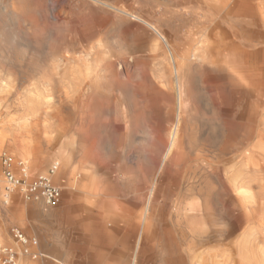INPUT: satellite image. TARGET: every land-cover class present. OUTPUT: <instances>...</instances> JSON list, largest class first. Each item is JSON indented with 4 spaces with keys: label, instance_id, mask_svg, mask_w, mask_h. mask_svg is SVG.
<instances>
[{
    "label": "rangeland",
    "instance_id": "374dc122",
    "mask_svg": "<svg viewBox=\"0 0 264 264\" xmlns=\"http://www.w3.org/2000/svg\"><path fill=\"white\" fill-rule=\"evenodd\" d=\"M128 15L154 26L169 48ZM236 36L239 60L223 53ZM191 46L197 52L183 85L193 109L181 136L188 128L204 143L206 158L198 162L214 161L221 150L227 163L221 178L211 172L207 182L199 170L194 186L185 167L179 175L173 165L163 168L161 177L169 172L175 179L153 189L152 236L142 238L137 264H264V0H0V157L21 162L31 179L55 164L52 183L61 190L55 206L41 207L16 191L8 205L0 198V243L17 250L14 228L38 241L34 260L18 249L20 264L129 263L175 123L170 51L184 55ZM87 52L100 68L85 109ZM70 134L77 168L70 179L87 186L58 182L63 169L51 156L34 166L36 155L54 153ZM17 143L29 147L28 159L19 157ZM192 195L209 206L205 246L176 218ZM219 212L226 217L221 237Z\"/></svg>",
    "mask_w": 264,
    "mask_h": 264
},
{
    "label": "bare ground",
    "instance_id": "6f19581e",
    "mask_svg": "<svg viewBox=\"0 0 264 264\" xmlns=\"http://www.w3.org/2000/svg\"><path fill=\"white\" fill-rule=\"evenodd\" d=\"M96 3H98L104 7L105 6L108 7L107 5L101 4L99 2H96ZM120 12H122L123 14L126 15V13L123 12L122 10H120ZM128 16L130 17L131 20L141 22L145 26H147L151 31H153L164 42L165 46L167 48H169V44L167 42V39L165 37H163L154 26H152L148 23H145L144 21L140 20L136 16H133V15H128ZM237 40L239 41L238 36H236L233 40H231L228 44H226L224 46V49H223V53L226 52V53L230 54L235 60H239L240 57L243 55V50L241 49L240 44ZM191 47L192 48L188 50L191 53V55H189V57H188V55H186L188 51L183 53L184 55H174L170 51V64H171L172 73H173V76H174V79L176 82L175 90H176V94H177V96H176L175 123H174V126L170 132V137H169L167 147L165 148V150L162 154L160 165H159L155 175L152 177L151 189L149 190L147 205L140 215V218H141L140 221L142 222V225H143V226L140 225L142 227V230L136 239L135 248H134L133 254H132L131 259H130L128 264H137V257L139 255L141 240L144 236H146V235L149 236V234L152 233L151 228H150L151 217L149 214L148 205H149L150 200L152 198L153 189L155 188V186H161L162 187L164 185V183H166V181L168 183L172 179H175V178H172L170 176L169 172H167L164 175V177H161L162 176L161 173H162V171H164L163 168L166 165H173L174 175H179L180 169L182 167L183 168L185 167V170H186L185 172H187V180L189 182H191V181L194 182L197 173H200V172H198L199 170L203 173L201 175H202V177L204 176V178L206 179L204 181H206V182H207V178L209 177V175H211V172L216 173V176L218 178L225 171L224 167H225V164L227 163V161L223 155L224 154L223 151L220 150L218 152V154H216V157L213 158L214 161L198 162V160H201V159L204 160V158H206L204 156V152H205L204 151L205 149L203 146L204 143H203V145H202V143H199V141L196 138V136L194 135L193 131L191 129H188V128H187V134L185 135V137L181 136L183 120L186 119V116H188L187 115L188 111L192 112V109H193V107H190L187 103V99L185 97L184 85H183V78L185 76V73H186V70L188 67V62L191 60L190 59L191 57H195V53L197 52L195 50V47H193V46H191ZM212 52H214V51H212ZM98 59L96 57H93L89 52H87L86 55L84 56V59L81 62L83 86L85 88L84 91L86 92L85 93V109H86V102L89 99L88 98L89 90L95 89L98 85L97 84V77H99V76H98L97 71H98V68H100V67H98L100 65L99 64L100 59H99V61H98ZM106 66L104 65L103 69H105ZM232 72L234 73V75L233 74L232 75L234 77H236L235 68H234V70H232ZM126 128H127V126H126ZM126 131H128V128L126 129ZM75 145H76V141L74 140L73 134L67 135L64 138V140L62 141L60 147L58 149H56V151L54 153L51 154L49 152V153L44 154L42 156L39 155L40 153L38 155H36L34 157V166L40 164V162H41L40 160H42V159L46 160L49 156H51L56 161L60 162L62 169H63L62 173H60L58 175V177H56V180H58V182H64L68 186H87L84 179H81V178L80 179L76 178L74 180L70 179V176L73 173H75V171L77 169L76 167L71 168V164H72L71 162L73 159L72 157L74 154V150L76 149ZM237 145H238V143H237ZM237 145H234V146H237ZM16 147H17V154L19 155V157L28 159V157L30 155L29 147L27 145L18 144V143H17ZM236 154H237V152H236ZM6 157L9 158L11 161V165H12L11 168H12L13 175L16 178L23 177L21 175L20 169L18 167L19 165H22V163L17 162L14 164L12 162V159L9 156H6ZM192 157H193V159H192ZM213 163L216 164L217 166H219L220 169H219V167L214 168L212 166ZM52 167H56L55 164H52L51 168ZM22 170H23V173L25 175V178L28 181L33 180V179L29 178L28 176H26L25 167L23 165H22ZM56 171H57V167H56ZM56 171L51 176H49L48 172L46 173V175H43V176H49L51 181H52V178L55 177ZM66 172H67V175H66ZM0 173H1V177L3 178V180H2V178L0 177V198L3 200L4 204L7 203L6 205H8L9 204V200H8L9 193H11L13 191L21 192V189L12 188L11 186L7 185L6 182L4 181V177H3V173H2L1 168H0ZM79 175H81V174H79ZM2 181L4 182L3 190L5 193L2 192V186H3ZM191 184H192V182H191ZM193 184H192V186H194ZM206 186H207V183H206ZM208 192H209V190H208ZM217 198L219 200L221 207L226 204V195L222 191L218 192ZM192 199L194 201L191 204H188L187 208H185L183 210L181 209L180 211L176 212V218L179 220L185 221L190 226V231L196 237V241H199L201 245L205 246L209 242V236L207 235V232L204 231L205 229L203 230V228L205 227L204 222H206V223L209 222L210 217H211L209 206H208L206 200L202 203H199L197 201V198L193 195H192ZM36 202H37L36 204L37 205L39 204L41 207H42V204L44 203L42 200H38ZM38 208L34 206V211L36 212V209L38 210ZM30 211H31V209H30ZM41 211L44 214H47V212L45 210L42 209ZM41 211L39 208V212H41ZM216 213H217V211H216ZM225 219H226V217L221 212H219V214L216 215L214 223L216 225V231L215 232L218 234L217 235L218 237H221L223 235V231H224V227H225L224 225L226 224ZM197 225H200L199 228H201V230H203L202 231L203 233H197L198 232L197 227H196ZM150 236H152V235H150ZM151 238H150V240H151ZM0 245H3V244L0 243ZM18 249L20 250V253L23 254V251L21 250V248L19 246H17V254H18ZM141 256H142V253H141ZM47 258H49V257H47ZM53 260L55 262H57L58 264L59 263L62 264V262H60L59 260H56V259H53ZM18 264H20L19 263V254H18ZM202 264H204V263H202Z\"/></svg>",
    "mask_w": 264,
    "mask_h": 264
},
{
    "label": "built area",
    "instance_id": "2783aa9c",
    "mask_svg": "<svg viewBox=\"0 0 264 264\" xmlns=\"http://www.w3.org/2000/svg\"><path fill=\"white\" fill-rule=\"evenodd\" d=\"M12 165L6 156L0 157V168L3 173L4 181L12 188L21 189V195L26 201L42 200L47 206H55L60 202L61 192L58 187L53 185L49 176L54 174L56 167L48 170L49 176H37L28 181L19 165L20 173L23 177L16 178L12 173ZM10 237L15 245L19 246L23 254H28L32 259L37 258V254L31 249L37 246L36 238H30L18 229L10 230ZM0 264H18V254L16 248L8 245H0Z\"/></svg>",
    "mask_w": 264,
    "mask_h": 264
},
{
    "label": "crops",
    "instance_id": "0c3cea01",
    "mask_svg": "<svg viewBox=\"0 0 264 264\" xmlns=\"http://www.w3.org/2000/svg\"><path fill=\"white\" fill-rule=\"evenodd\" d=\"M20 163H21V162H20ZM59 190H60V189H59ZM60 192H61V190H60ZM60 200H61V199H60ZM93 232H94V233H97V232H100V230H94ZM36 240H37V239H36ZM37 246H38V241H37ZM37 246H35L34 248H38ZM49 246H51V245L49 244ZM34 248H33V249H34ZM79 254H80V253H79ZM79 254H78V255H79ZM41 257H43V256L41 255Z\"/></svg>",
    "mask_w": 264,
    "mask_h": 264
}]
</instances>
